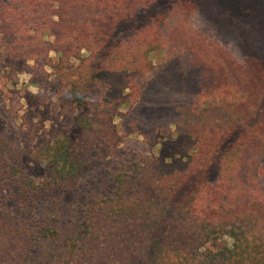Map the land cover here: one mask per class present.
Instances as JSON below:
<instances>
[{
	"label": "trees",
	"instance_id": "16d2710c",
	"mask_svg": "<svg viewBox=\"0 0 264 264\" xmlns=\"http://www.w3.org/2000/svg\"><path fill=\"white\" fill-rule=\"evenodd\" d=\"M155 1L0 0L7 66L53 51V68L74 74L69 94L78 111L47 145L44 182L0 151V264H53L56 243L60 264H264V199L255 182V159L264 153V65L256 58L215 62L178 148L116 174L109 196L83 198L70 227L60 231L57 216L40 211L75 190V164L87 161L91 135L104 130L90 118V89L109 74L124 81L135 51L154 43L164 18L153 12ZM131 81L125 88L136 97ZM215 93L222 98L203 99ZM255 110L263 113L257 120Z\"/></svg>",
	"mask_w": 264,
	"mask_h": 264
},
{
	"label": "rangeland",
	"instance_id": "374dc122",
	"mask_svg": "<svg viewBox=\"0 0 264 264\" xmlns=\"http://www.w3.org/2000/svg\"><path fill=\"white\" fill-rule=\"evenodd\" d=\"M153 5L154 13L164 14L154 43L135 51L136 65L124 81L120 74H109L106 83L90 89V118L102 121L104 130L91 135L87 161L75 164V190L40 205V211L57 216L60 231L77 220L83 198L110 195L116 174L178 148L186 113L195 109L199 92L212 85L215 62L228 56L239 63L256 58L264 65V0H156ZM43 39L52 37L44 34ZM47 54L7 66L0 47V151L12 153L10 163L21 166L37 184L48 174L47 145L65 135L78 113L69 94L74 74L53 68L57 56ZM77 63L71 61L72 67ZM131 78L136 97L125 88ZM204 98L218 100L222 94ZM262 114L255 110L252 117ZM255 161L256 188L264 199V153ZM50 248L48 258L60 264L63 250L57 243Z\"/></svg>",
	"mask_w": 264,
	"mask_h": 264
}]
</instances>
